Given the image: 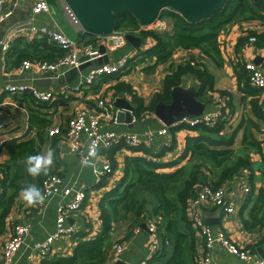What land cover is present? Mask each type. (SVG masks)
<instances>
[{
	"label": "crops",
	"instance_id": "obj_1",
	"mask_svg": "<svg viewBox=\"0 0 264 264\" xmlns=\"http://www.w3.org/2000/svg\"><path fill=\"white\" fill-rule=\"evenodd\" d=\"M249 2L254 11L261 16L231 21L220 30L219 44L222 49L223 58L221 66L216 65L198 47H177L171 57L167 61L159 63L153 71L146 70L145 66L148 63H154L156 58L148 62L142 61L134 66L132 63H129V68L125 69V71H121L115 75H104L99 82L80 91H75V89L78 85L85 82L93 65L79 70L75 75H71L70 80H65L63 74L59 79L65 80L64 82H54L42 70L19 72L16 67L8 68L6 66V53L1 47V40H5L6 38L15 41L17 37L22 36L28 41H34L37 40V37H43L31 33L29 25H35L37 28L45 26L50 29H59L69 34L65 29V25H68L75 34V38L78 37L83 28L80 24L74 23L64 7L63 0H58L54 4L50 2L53 9L51 12L42 11L34 13L31 5L29 10H21L18 13V17L20 18L19 23L17 22L11 29L9 27L6 34L2 36V39L0 38V86L10 82H27L41 91H53L56 98L49 102L37 101L29 94L18 93L5 94L0 97V124L2 125L0 128V162L7 161L11 157L5 145L7 141L33 139L37 145L36 147L41 148L40 154H46L49 150L53 152V164L47 172L58 173L61 176L62 180L58 183L59 187L71 186L73 192L75 190H85L87 192V200L81 210L68 216V222L75 223L76 232L72 235L56 238L52 243L51 252L43 257L34 248V243L44 240L55 231L60 203L72 198V194L68 196H64L63 194L49 196L45 198L42 205L38 203L29 205L19 194L9 214L8 226L0 235V252L2 251L4 241L12 234V224L10 222L27 221L31 224V230L23 246L15 253L13 261L9 264H41L44 259L72 255L79 243L95 238L101 232L103 226L101 200L105 193L123 178L126 157L128 155L152 157L153 154L150 153V150L158 152L159 148L170 145L173 138L171 129L164 134L158 133V129L163 127L165 123L154 111L146 113L143 117L136 116L141 121V125L134 127H130L126 122L117 121L116 116V120L111 124V127L118 134L125 132L138 134L142 138L141 145L143 146L141 149L129 148L124 145V142L118 140L117 143L123 144L116 150L113 158L109 154V150L101 149L91 162H83L81 157L71 150L64 136H50L47 128L57 124L66 125L70 116L78 109L83 100L94 103L98 94L115 99L122 97L136 106L135 96L129 90L114 88L118 82L122 81L129 83L134 94L137 97H142L146 105L150 104L154 94L163 90L165 76L172 72L179 64L185 63L190 59L202 62L214 75L213 88H207L203 94V98L206 100H204L206 102L204 113L218 109H223L226 112L228 118H223L226 120L222 133L226 136L233 132L236 133V141L233 145L234 153L231 158L220 166H213L207 158H197V160L191 161L186 155L187 157L180 159L168 169L184 166V176L188 177L195 162H203L204 166H202V169L206 173V176H208L209 181L216 183L220 182V177L225 167L233 165L240 156H249L252 162V170L242 169L240 174L235 175L231 179H226L222 183L229 187L231 195L238 200L235 212L225 213L220 207L214 205L202 207L201 212L205 223L213 227L214 230H224L239 245L251 247L254 250V257L262 256L263 251L258 248L264 244V221L254 224L250 210L259 198L260 188L264 186L263 161L260 152L255 146L242 143L243 129L239 127L244 115L253 117L259 124V127H252L254 136L264 142V120L253 113L251 103L253 95L248 93V87H246L247 84L252 83L249 78L245 79L246 70L244 68L246 61L253 60L264 71V41L260 40L258 42L256 40L253 42L249 40L250 32L264 34V9L256 5L254 0H249ZM0 10H2V6H0ZM160 18V24L150 23L146 25V28L163 29L169 23L171 24L173 20L171 17ZM17 25H20L19 28ZM145 39L142 49L145 48L144 46L153 44L151 38ZM103 41L104 38L101 37L97 39L96 43L100 46L103 44ZM137 52L138 50L128 42L124 46L110 51V62L116 63L120 57L124 55L131 56ZM242 72L244 76L241 81L239 75H242ZM46 77L50 78L51 81L45 79ZM181 83L185 86L197 85L200 88V81L191 73L185 74ZM253 86L260 91L255 97L264 109V92L257 86ZM218 94L226 96L224 105L215 100L214 96ZM33 113L43 115L51 123L45 128L34 124L31 121ZM151 129L156 132L152 138L146 135V132ZM41 132L44 134H40ZM202 132L200 129L187 127L177 130L174 148L165 152L162 157L163 160L173 161L177 157H181L186 147L187 136L197 135ZM31 155L30 152L25 153L18 160L20 163H25ZM107 162L112 163L114 170L111 174L105 176L103 183L98 184L97 170L102 169ZM43 174L36 177L32 176L30 182V185L36 186L40 192ZM243 183L251 186L250 192L244 193L242 191L241 184ZM183 185L184 183L181 182L177 187L171 188L168 191V195L175 201H178V192ZM136 198L139 202L138 205L141 204L142 206L143 214L137 220L135 209L126 217L113 224L110 237L112 246L110 245L109 256L104 262L99 264H114L119 254L123 252L128 253L134 261L133 264L142 260H146L148 264V260L154 255L160 256L161 254H165L161 257V262H165L172 255L174 237L171 239L172 245L165 252L156 253L151 245L152 234L147 225V222L153 218L161 222L162 225L167 220L174 219L181 229L190 232L184 243L183 254L186 264H205L203 259L205 254V237L194 226L192 221V232L187 223H185L184 215L189 218L187 207L179 208L178 211L173 213L164 212L160 207L158 198L147 189L139 190ZM256 213H258L259 217H263L264 211L260 209ZM244 220H248V223H245ZM144 223L146 224L145 226L143 225ZM138 226H141V230L136 232L135 228ZM115 243H121L124 247L118 254L113 248ZM211 252L214 264H254L253 258L247 260L241 259L228 251L219 241L215 242Z\"/></svg>",
	"mask_w": 264,
	"mask_h": 264
},
{
	"label": "trees",
	"instance_id": "obj_2",
	"mask_svg": "<svg viewBox=\"0 0 264 264\" xmlns=\"http://www.w3.org/2000/svg\"><path fill=\"white\" fill-rule=\"evenodd\" d=\"M52 4L58 0H49ZM256 5L264 9V0H254ZM256 11L252 8L249 0H226L224 4L209 16L199 19L190 20L183 16L180 12L166 8L159 17H171L172 23L170 28H144L142 27L136 16L130 12H122L116 14L117 30H126L143 35L145 38H151V44L146 50H139L131 55L129 63L134 66L142 61H149L153 58L154 63H148L145 69L153 71L155 67L162 62L167 61L173 54L175 48L198 47L203 53L211 58L216 65H222V49L219 44V32L228 23L238 19H247L258 17ZM249 35H256L257 41H264V34L250 32ZM85 40L88 43H96L98 36L90 34L82 30L80 35L76 37ZM37 40L28 41L25 37L19 36L13 41L11 48L6 53V66L13 68L20 66L24 59H41L55 60L65 53V50L49 40L48 37H37ZM140 56V58H137ZM139 60H137V59ZM146 58V59H145ZM149 59V60H147ZM195 61V60H194ZM132 66V67H133ZM245 68V64H244ZM243 69V66H242ZM244 70V69H243ZM246 70L245 79L249 78ZM187 73L195 75L200 81V89L197 97L201 100L207 88H213L214 75L202 63L195 61L194 64L190 60L179 64L172 72L164 78V88L161 92H156L150 104H145L142 97H137L131 85L127 82H118L115 89H127L134 96L136 103L135 115L143 117L148 112H153L155 105L159 101L166 103L172 100V88L181 84L183 76ZM118 74V73H116ZM115 75V74H107ZM244 74L239 75L241 81ZM247 91L253 95L252 110L255 116L264 120V109L258 99L255 97L260 91L252 84H247ZM206 101V100H205ZM227 119V118H226ZM219 120L215 125H207L200 123L195 126L188 124H177L170 126L173 138L170 145L163 146L158 152L150 150L152 157L142 155H128L125 161V173L123 178L108 192L105 193L101 200V218L103 226L101 232L93 239L83 241L77 245L72 255L58 256L50 259H44L41 264H99L104 262L110 253L111 244L110 237L113 224L124 217L131 211L136 209L137 220L143 214L142 206L137 200V193L141 189L150 190L159 200L160 207L168 213H173L179 208H186L188 201L196 194L200 182L209 181L208 176L202 169L203 162L196 161L190 176L185 177V167L176 169L171 168L175 163L184 157H189L191 161L197 158H207L213 166H220L227 161L234 153V143L236 141V133L225 135L222 130L225 120ZM31 121L45 128L49 123L48 118L38 113L31 115ZM200 129L203 132L197 135H188L185 150L181 157H177L173 161L163 160V155L167 150H172L175 145L176 131L180 128ZM243 130L242 143L255 146L261 154L263 161L264 175V147L261 140H258L253 133L252 127H259L258 122L251 116L244 115L239 124ZM41 132L40 134H42ZM44 134V133H43ZM123 143H115L109 150V154L113 158L114 153L121 147ZM11 157L4 162H0V181L3 186L0 192V235L8 226L9 214L14 205L15 199L21 190L30 185L32 176L27 172V163H20L19 158L25 153L32 155H40L41 148L36 147L33 139L26 141L10 140L5 143ZM143 145L135 149H141ZM187 155V156H186ZM206 165V164H205ZM242 169L252 170V162L249 156H240L236 162L224 168L220 177V182L213 184L219 186L226 179H231L235 175L240 174ZM53 172L43 174V178ZM41 181V183H42ZM184 183L178 192V201H175L168 191ZM42 193V188H41ZM250 199V198H249ZM259 208V209H258ZM264 211V186L260 188V195L257 202L252 206L250 213L253 223H261L263 217H259V210ZM158 212V211H157ZM184 221L190 227L192 232L191 220L184 215ZM248 223V220H244ZM17 222V221H16ZM16 222H10L13 226ZM141 224V223H138ZM159 229L164 236L174 237V246L172 255L165 261L161 262L160 256L154 255L148 264H186L184 258V243L186 242L190 232L180 228L179 224L174 220H167L164 225L157 220ZM162 228L164 229L162 231ZM189 230V229H188ZM111 245V246H110Z\"/></svg>",
	"mask_w": 264,
	"mask_h": 264
},
{
	"label": "built area",
	"instance_id": "obj_3",
	"mask_svg": "<svg viewBox=\"0 0 264 264\" xmlns=\"http://www.w3.org/2000/svg\"><path fill=\"white\" fill-rule=\"evenodd\" d=\"M63 3L74 23L80 24L70 7L64 1ZM4 4L9 6L14 4V2L12 0H0V6ZM31 9L34 13L42 11L51 12L53 10L49 0H34ZM12 13L13 9H10L7 13L0 10V28L2 20ZM160 19L159 17L152 23L160 24ZM13 26L15 25H11L10 29L13 28ZM19 26L20 25H17L18 28ZM141 26L146 28V25ZM29 30L31 33L48 37L49 40L63 48L65 53L55 60L24 59L21 65L16 67L19 72L25 70H42L52 73L53 76L60 77L67 69L79 67L83 62L104 54L99 52L97 43H88L85 40L72 37L59 29H50L45 26L37 28L35 25H29ZM126 32V30L116 29L111 34L98 36V38H104L103 44H105L107 51L110 52L128 43L125 36ZM249 40L253 42L256 41V35H249ZM1 43L3 51L7 53L12 46L13 40L6 38L5 40H1ZM82 56H87L88 58L81 60ZM130 57L131 56L124 55L120 57L116 63L109 62L93 65L85 82L78 85L75 91H80L85 87L89 88L92 84L99 82L104 75L125 71V69L129 68ZM190 61L192 64L195 63L193 59H190ZM245 68L249 71L251 83L264 92V71L261 70V67L255 61L248 60L245 62ZM17 93L29 94L37 101L49 102L56 98L53 91H41L27 82H10L0 86V97L5 94ZM214 97L215 100L221 104H223L226 99L224 94H218ZM116 116L117 106L115 104V98L98 94L94 103L83 100L78 109L70 116L66 125L57 124L50 126L47 128V132L50 136H64L71 150L77 153L83 162H91L93 157L101 149L110 150L118 140H121L124 142L125 146L132 149L142 144V138L138 134L133 132L118 134L111 127V124L116 120ZM223 118H228L226 112L223 109H218L203 113L199 116L183 118L172 125L188 124L189 126H195L204 123L212 126ZM172 125L164 124L163 127L158 129V133L164 134L168 132ZM1 126L0 124V128ZM155 133L156 132L151 129L146 132V135L152 138ZM113 170L114 167L111 162H107L102 169L97 170L98 184L103 183L105 176L111 174ZM61 180L62 178L58 173H50L46 175L42 181L41 194L44 200L55 194H63L64 196L72 194V198L60 203V211L56 219L55 231L44 240L34 243V248L39 255L43 257L51 252L52 243L56 238L72 235L76 232V225L75 223L68 222V216L81 210L87 200V192L85 190H75L73 192L71 186L60 188L58 183ZM198 186L199 188L196 194L188 201L187 208L189 219L205 237L204 263L214 264L211 250L215 242L219 241L228 251L237 255L239 258L245 260L253 258L254 264H264V256L254 257V250L251 247L239 245L233 241L224 230H214L213 227L205 223V219L201 212L202 207L214 205L220 207L225 213L235 212L238 200L231 195L229 187L226 184L215 186L211 181L200 182ZM2 188L3 186L0 181V192ZM241 188L244 193L251 191V186L249 184L243 183L241 184ZM43 202H38V204L42 205ZM147 225L152 234L151 245L153 250L156 253L165 252L167 248L172 245L171 238L161 233L156 219H151L147 222ZM30 230L31 224L27 221H17L12 226V234L4 241L2 251L0 252V264H9L13 261L15 253L23 246ZM140 230L141 226L135 228L136 232ZM113 248L117 254L124 249L121 243H115ZM135 264H147V261L142 260Z\"/></svg>",
	"mask_w": 264,
	"mask_h": 264
},
{
	"label": "water",
	"instance_id": "obj_4",
	"mask_svg": "<svg viewBox=\"0 0 264 264\" xmlns=\"http://www.w3.org/2000/svg\"><path fill=\"white\" fill-rule=\"evenodd\" d=\"M14 4L2 6L4 13L13 9V13L4 18L1 22L0 38L4 36L10 27L15 25L20 18L18 13L27 11L32 5V0H12ZM72 10L73 14L80 23L83 31L95 36L111 34L117 27L116 14L130 12L136 16L142 25H148L159 18L161 12L166 8L174 9L190 20L209 16L218 10L226 0H63ZM128 42L138 51L145 43V37L134 32H126ZM101 56L87 60L79 67H72L65 71V80H70L71 75H75L79 70L88 66L110 62V52L107 51L105 44L99 46ZM82 56L81 60L87 59ZM47 77L52 81L64 82L61 77L53 76L46 72ZM45 78L49 79L50 78ZM199 89L197 85L185 86L182 83L172 88V100L169 103L159 101L155 105V114L167 125H172L178 120L186 117H195L205 112L206 102L197 97ZM117 106V121L126 122L130 127L141 125V121L136 118L135 104L124 100L122 97L115 99ZM146 225L145 223L143 224ZM262 250L264 256V244L258 248ZM133 259L127 252L119 254L114 264H133Z\"/></svg>",
	"mask_w": 264,
	"mask_h": 264
},
{
	"label": "clouds",
	"instance_id": "obj_5",
	"mask_svg": "<svg viewBox=\"0 0 264 264\" xmlns=\"http://www.w3.org/2000/svg\"><path fill=\"white\" fill-rule=\"evenodd\" d=\"M27 172L33 176L46 174L50 166L53 164V152L49 150L46 154L31 155L27 158ZM21 198L29 205L42 203L44 200L43 195L39 189L34 185H29L22 189L20 192Z\"/></svg>",
	"mask_w": 264,
	"mask_h": 264
},
{
	"label": "rangeland",
	"instance_id": "obj_6",
	"mask_svg": "<svg viewBox=\"0 0 264 264\" xmlns=\"http://www.w3.org/2000/svg\"><path fill=\"white\" fill-rule=\"evenodd\" d=\"M144 26V25H143ZM170 26H171V24L169 23V25L167 26V27H169L170 28ZM65 29H66V31L70 34V35H72V36H74L75 37V34L73 33V31H72V29L70 28V26H68V25H65ZM145 48L143 49V50H146L149 46L147 45V46H144ZM137 58H140V56H137ZM136 58V59H137ZM146 59V58H145ZM137 60H139V59H137Z\"/></svg>",
	"mask_w": 264,
	"mask_h": 264
}]
</instances>
